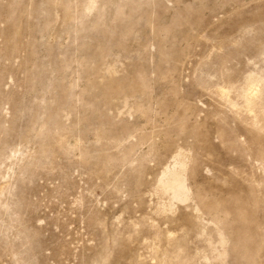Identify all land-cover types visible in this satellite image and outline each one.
I'll use <instances>...</instances> for the list:
<instances>
[{"label": "rangeland", "instance_id": "obj_1", "mask_svg": "<svg viewBox=\"0 0 264 264\" xmlns=\"http://www.w3.org/2000/svg\"><path fill=\"white\" fill-rule=\"evenodd\" d=\"M0 264H264V0H0Z\"/></svg>", "mask_w": 264, "mask_h": 264}]
</instances>
